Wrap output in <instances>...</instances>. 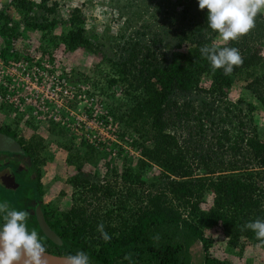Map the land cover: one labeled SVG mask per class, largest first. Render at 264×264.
Wrapping results in <instances>:
<instances>
[{"label": "rangeland", "instance_id": "374dc122", "mask_svg": "<svg viewBox=\"0 0 264 264\" xmlns=\"http://www.w3.org/2000/svg\"><path fill=\"white\" fill-rule=\"evenodd\" d=\"M0 12L17 24L19 36L13 46L18 55L48 54L62 76L68 69L70 81L80 85L70 84L75 94L70 100L74 115L65 125L47 121L20 127L17 120L0 119V128H10L22 143L31 144L41 171L40 201L49 210V218L54 215L66 224L67 231L83 221L88 241L101 238L100 223L116 236L132 225L137 212L148 209L150 194L173 178H188L195 190L201 186V195L192 199L197 220L213 207L218 177L242 176L254 187L245 195L257 202L248 216L264 220V168L255 163L245 140L231 146L240 136H253L264 143V13L257 15L255 27L247 35L228 43L260 50L250 66L231 75L229 86L214 85L208 75H202L197 89L171 94L177 102L190 104L189 116L172 113L165 130L176 138L191 173L186 178H168L144 154L150 138L126 131V124L114 113H127L134 104L139 92L135 87L139 60L155 58L163 67L173 56L182 58L187 53L186 45L176 46L175 35L200 20L198 0H0ZM78 29L82 39L69 47L65 38ZM207 36L210 44L224 46L218 33L209 29ZM4 48L12 47L0 32V50ZM19 194L16 191L12 197ZM245 216L233 212V221L221 219L205 228L204 243L184 240L187 256L180 255L181 264H264V241L242 227ZM238 228L242 231L239 236ZM40 238L48 249L57 251L55 245Z\"/></svg>", "mask_w": 264, "mask_h": 264}, {"label": "trees", "instance_id": "16d2710c", "mask_svg": "<svg viewBox=\"0 0 264 264\" xmlns=\"http://www.w3.org/2000/svg\"><path fill=\"white\" fill-rule=\"evenodd\" d=\"M46 10L51 11L52 8L46 7ZM0 20L2 21L0 32L8 46L12 47L4 48L1 53L3 56H18V48L13 46L14 39L19 36L17 24L3 12H0ZM35 26L44 28L48 24H35ZM208 30L207 9L200 10V20L185 26L175 35L176 46L188 47L187 53L181 55L182 58L173 56L163 67L156 63L155 58H151L148 62L139 60L140 73L135 86L139 92L133 101L134 104L128 106L127 113L126 111L114 113L116 119L126 124V131L130 129L139 136L150 138V147L144 154L157 163L166 172L168 178L172 175L186 178L191 173L186 156L177 145L176 138L165 130L167 117L172 116V113L181 118L189 116L187 106L190 107V104L186 101L177 102L171 94L174 92L187 94L197 89L202 75H208L214 85L229 86L231 75L250 66L260 53L258 48L250 49L248 45L240 48L239 43L236 42L227 44L228 47L239 49L243 63L239 67H234L230 75H225L223 69L213 72L210 62L200 53L201 47L211 45V37L206 35ZM81 39V29L69 33L65 38L72 48ZM150 55L153 56L151 52ZM0 130L16 137V133L8 127ZM124 134L123 131L122 135ZM240 137L239 141L235 139L231 146H238L240 141L245 140L247 149L253 153L255 163L264 168V143L253 136ZM241 177H218L213 186L216 194L213 207L197 220L194 211L196 203L192 199L201 195V186L198 185L195 190L192 180L173 178L169 180L167 186L150 194L146 202L148 209L137 212L131 226L123 228L116 236L109 233L111 239L108 242L102 238L88 241L85 235L86 224L83 221L69 231L64 227L66 224L60 220L49 221L51 229L62 240L60 245L50 241L40 229L37 230L47 242L57 248L56 252L52 251L44 243L47 251L62 255L84 251L89 257L90 264H181L180 255L187 256L184 240H200L204 243L206 241L204 229L210 228L218 220L233 221V212L240 211L247 215L242 224L255 221L254 217L248 215L255 209L257 202H253L252 197L245 195L253 191L254 187L252 183L246 182V179ZM74 181H78V177H75ZM192 202L194 204L190 208L189 203ZM238 230L237 236L242 234L241 229ZM251 234L253 235L254 232ZM65 248V252H61V249ZM126 254H130V259H124Z\"/></svg>", "mask_w": 264, "mask_h": 264}, {"label": "clouds", "instance_id": "9594fccd", "mask_svg": "<svg viewBox=\"0 0 264 264\" xmlns=\"http://www.w3.org/2000/svg\"><path fill=\"white\" fill-rule=\"evenodd\" d=\"M198 8L207 9L208 28L224 42V46L204 45L200 48L201 56L210 62L213 72L223 69L225 75H230L234 67L242 65L243 57L238 48L226 45L238 41L255 27V18L264 13V0H198ZM28 217V211L12 208L7 201L0 202V264H46L45 245L39 233L29 229ZM242 227L264 241V220L246 222ZM97 231L105 242L110 241L103 223L98 224ZM124 259H130V254ZM65 262L90 264L84 251L66 255Z\"/></svg>", "mask_w": 264, "mask_h": 264}, {"label": "built area", "instance_id": "2783aa9c", "mask_svg": "<svg viewBox=\"0 0 264 264\" xmlns=\"http://www.w3.org/2000/svg\"><path fill=\"white\" fill-rule=\"evenodd\" d=\"M65 71L62 76L48 54L3 56L0 50V119L17 120L20 127L47 121L65 125L74 115L71 86H80L70 81L69 70Z\"/></svg>", "mask_w": 264, "mask_h": 264}, {"label": "flooded vegetation", "instance_id": "af4514ba", "mask_svg": "<svg viewBox=\"0 0 264 264\" xmlns=\"http://www.w3.org/2000/svg\"><path fill=\"white\" fill-rule=\"evenodd\" d=\"M0 132L4 134L7 141H10L9 139L15 140L20 147L18 150H10L7 145L6 147L0 148V179L3 180L7 178L12 182L10 184H13L9 188L0 184V195L3 194L0 196V198L3 197L0 201H7L10 207L14 204L17 210H21L24 206H27L26 208L24 207V210L29 212L27 221L29 229H40L36 220L37 207L41 209L48 224L49 221H55L57 219L54 215L49 218V210L43 205L42 201H40L43 197L41 194L43 186L40 183L41 180L39 175L41 171L38 169L39 165L36 156L33 155L31 144L22 143L18 136L12 137L5 131L0 130ZM31 168L33 171H31ZM34 181L37 183V186H34L36 185L33 184L35 183ZM28 182H30V184H26ZM23 183L25 185H23ZM6 191H8V193ZM16 191H20L17 197L19 198L18 200L12 197V194H15ZM21 200L24 201L25 205Z\"/></svg>", "mask_w": 264, "mask_h": 264}, {"label": "water", "instance_id": "95a60500", "mask_svg": "<svg viewBox=\"0 0 264 264\" xmlns=\"http://www.w3.org/2000/svg\"><path fill=\"white\" fill-rule=\"evenodd\" d=\"M9 140L10 141H7L4 134L0 132V148L6 147L7 145V147L10 150L20 149L18 143L15 140H11V139ZM10 183L12 182L8 180L7 178L3 180L0 179V184L6 188H9L13 185ZM36 220L38 222L40 230L42 231L45 237H47L50 241H52L53 243L57 245H60L62 243L61 238L56 234V232L53 229H51V227L45 220L43 213L39 207L36 208ZM65 256L66 255L56 254V253H52L46 250L44 258H45L46 264H66Z\"/></svg>", "mask_w": 264, "mask_h": 264}, {"label": "crops", "instance_id": "0c3cea01", "mask_svg": "<svg viewBox=\"0 0 264 264\" xmlns=\"http://www.w3.org/2000/svg\"><path fill=\"white\" fill-rule=\"evenodd\" d=\"M9 120V119H8Z\"/></svg>", "mask_w": 264, "mask_h": 264}]
</instances>
